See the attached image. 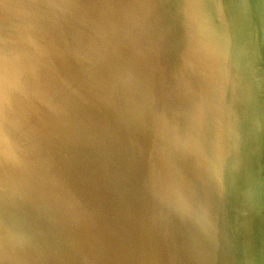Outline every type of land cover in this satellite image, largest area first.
<instances>
[{
  "label": "rangeland",
  "instance_id": "rangeland-1",
  "mask_svg": "<svg viewBox=\"0 0 264 264\" xmlns=\"http://www.w3.org/2000/svg\"><path fill=\"white\" fill-rule=\"evenodd\" d=\"M67 1L0 10V264H264V0Z\"/></svg>",
  "mask_w": 264,
  "mask_h": 264
},
{
  "label": "bare ground",
  "instance_id": "bare-ground-1",
  "mask_svg": "<svg viewBox=\"0 0 264 264\" xmlns=\"http://www.w3.org/2000/svg\"><path fill=\"white\" fill-rule=\"evenodd\" d=\"M193 1H194V0H193ZM14 2H18V0H0V10L3 9L4 11H7V10H10V9H12V8H13V9L16 8L15 11H16V13H17L18 9H17V7H15V5L18 4V3L15 4ZM67 2H68L67 0H61V3H59L60 5H58V6H62L63 8H65V11H66V12H67V7H68V5H70V2H68V3H67ZM64 3H65V4H64ZM63 4H64V5H63ZM194 4H195V2H194ZM31 6H32V7H38V6H40V8H41V7L44 6V5L41 4V5H38V6H37V4H32ZM58 6H57V7H58ZM193 6H195V5H193ZM20 7H21V8H20L19 10H22V6H20ZM89 10H90V8H89ZM15 11H14V12H15ZM21 12H22V11H20V13H21ZM94 12H95V11H94ZM42 13H43V12H42ZM92 13H93V11H92ZM18 14H19V13H18ZM22 14H23V13H22ZM35 14H36V13H35ZM12 15H13V14H12ZM14 15H15V13H14ZM19 15H20V14H19ZM24 15H26V13H25ZM24 15L21 16V17H24ZM89 15H90V14H89ZM15 17H16V16H15ZM18 19H19V16H18ZM23 19H24V18H23ZM16 20H17V19H16ZM197 20L200 22V19H197ZM197 20H196V16H195V21H196V23H197ZM97 24H98V23H97ZM97 24H96V25H97ZM96 25H95V26H96ZM198 25H199V24H198ZM199 26H200V25H199ZM100 28H101V27H100ZM100 28H98V29H100ZM13 29H14V28H13ZM20 29H21V28H20ZM200 30H201V29H200ZM200 30H199V32H200ZM19 31H20V30H19ZM199 32H198L197 34H199ZM200 33H201V32H200ZM5 34H6V33H5ZM5 34H4V36H5ZM201 34H202V33H201ZM2 35H3V33H2ZM31 35H32V34H31ZM36 35H37V34H36ZM202 35H203V34H202ZM6 36L9 37V40L12 39V38H14V37L10 38V34H8V35L6 34ZM6 36H5V37H6ZM32 36L35 37V35H32ZM8 37H6V39H8ZM15 37H16V36H15ZM72 37H73V36H72ZM1 38H2V37H1ZM39 38H40V37H39ZM39 38H38V39H39ZM2 39H3V42H4V38H2ZM6 39H5V41H6L5 43H7V42L9 43V41H7ZM18 39H19V38H18ZM29 39H30V38H29ZM33 39H34V38H33ZM201 39H202V38H201ZM201 39H198V40H201ZM15 40H16V39H15ZM19 40H21V39H19ZM22 40H24V39L22 38ZM22 40H21V41H22ZM46 40H47V39H46ZM13 41H14V40H13ZM16 41L18 42V40H16ZM21 41H20V42H21ZM26 41H27V43L29 42L28 40H26ZM43 41H44V40H43ZM14 42H15V41H14ZM14 42H13V43H14ZM17 42H16V43H17ZM22 42H23V41H22ZM24 42H25V40H24ZM202 42H203V41H202ZM8 43H7V44H8ZM10 43L13 45V43H12L11 41H10ZM29 43H30L29 45H31V44H32V45H31L30 48H27V49H31V48L33 49L32 46H35V45H33L34 43H31V42H29ZM40 43H41V42H40ZM196 43H197V42H196ZM0 44H4V43H0ZM18 44H19V43H18ZM23 44H24V47H25V46L28 47L27 45H25L26 42L23 43ZM23 44H22V45L20 44L21 46L19 45V48H20V47L24 48V47H23ZM43 44H44V43H43ZM43 44H42V45H43ZM8 45H10V44H8ZM44 45H45V44H44ZM44 45H43V48L45 47ZM6 46H7V45H6ZM17 46H18V45H17ZM37 46H38V45H37ZM37 46H36V48H37ZM7 47H8V46H7ZM26 47H25V48H26ZM25 48H24V49H25ZM0 49H2V48H0ZM7 49H8V48H7ZM10 49H11V48H10ZM24 49H21V50H23V51L25 52L26 49H25V50H24ZM32 49H31V50H32ZM37 49H38V48H37ZM37 49H35V50H36V53L38 52ZM46 49H47V48H46ZM2 50H4V49H2ZM2 50H0V52H2ZM12 50H13V49H12ZM12 50H10V51H12ZM15 50H16V49L13 50V51H14V54L18 55V53H17L18 51L16 52ZM33 50H34V49H33ZM8 51H9V49H8ZM13 51H12V52H13ZM28 51H30V50H28ZM28 51H26V54H27ZM5 52L7 53V51H5ZM12 52H11V54H12L11 57H13V53H12ZM15 52H16V53H15ZM9 53H10V52H9ZM9 53H7V55H9L8 57H10V54H9ZM30 53H31V55L33 54L32 51H31ZM34 53H35V51H34ZM36 53L33 54V55H36V56H37L38 54H36ZM24 54H25V53H23V55H22V53H21V56L24 57ZM26 54H25V58H26ZM41 54H42V53H41ZM0 55H1V54H0ZM3 55H4V54H3ZM3 55H2V56H3ZM7 55H6V59H7ZM27 55L30 56L29 54H27ZM33 55L30 56L29 58L32 59V58L34 57ZM2 56H1V57H2ZM4 56H5V55H4ZM18 56H20V54H19ZM15 58H16V57H13L12 59L14 60ZM17 58H18V57H17ZM29 58H28V57L26 58V59H28L27 64H28V62H30V59H29ZM34 58H35V57H34ZM34 58H33V60H34ZM38 58H39V57H38ZM0 59H1V58H0ZM18 59H19V58H18ZM3 60H4V63H5V62H6V61H5V57H3ZM8 60H9V59H8ZM42 60H43V59H42ZM0 61H1V60H0ZM18 61H19L20 63L17 62V59H16V61L14 60V63H12V61H11V63H12V64H16V65H17V63H19V64L21 65L22 63H25V62H26V61H25V62H22V63H21L22 60H18ZM9 62H10V61H9ZM9 62H8V64L11 65V63H9ZM2 63H3V62H2ZM4 63H3V64H4ZM30 63L32 64V62H30ZM30 63H29L28 65H27V64H25V65L23 64V66L21 65L20 68L27 69V68H25V67H26V65L29 66ZM5 64H6V63H5ZM8 64H7V65H3V66H5V67H6V66H9ZM19 64H18V66H20ZM0 65H1V64H0ZM38 65H39V64H38ZM24 66H25V67H24ZM40 66H41V64H40ZM1 67H2V66H1ZM1 67H0V70H1ZM11 67H13V66H11ZM37 67H38V66H36V69H37ZM43 67H44V66H43ZM13 68H16L15 70H17V67H15V65H14ZM18 68H19V67H18ZM28 68H30V67H28ZM34 68H35V67L32 66L33 71H34ZM3 69H4V67L2 68V71H3ZM5 69H6V68H5ZM5 69H4V71H5L6 74H4V72L1 73V71H0V79H1V74H3L2 76H4V75H8V76L11 75V73H10V74H7L8 71H6V70L9 69V68L7 67V69H6V70H5ZM36 69H35V70H36ZM38 69L40 70V69H42V68L40 67V68H38ZM9 70H10V69H9ZM11 70H12V69H11ZM11 70H10V71H11ZM20 70H21V69H20ZM27 70H28V69H27ZM39 70H37L36 73H35V71H34V72L32 71L33 73L31 72L30 74H33L32 76H36V77L38 78V77L40 76V74H39V75H36V74H37V72H39ZM17 71H19V69H18ZM29 71H31V69H29ZM29 71H28V72H29ZM42 71H44V69H42ZM93 71H95V72L97 73L98 69L94 68ZM13 72H14V71H13ZM44 72H45V71H44ZM34 73H35V75H34ZM39 73H41V72H39ZM46 73H47V72H46ZM44 74H45V73H42L41 75H44ZM11 76H12V75H11ZM95 76H96L95 79H96V81H97L99 75H98V76L95 75ZM42 77H43V78H42V81H43L44 76H42ZM99 77H100V76H99ZM2 78H3V77H2ZM22 78H23V77H22ZM33 78H34V77H33ZM40 78H41V77H40ZM9 79H11V78H9ZM7 80H8V79H7ZM40 80H41V79H39V81H40ZM1 81H2V82L4 81L5 84L2 83ZM1 81H0L1 84L7 85V82H8L9 80H8L7 82H5V79H4V80L1 79ZM37 81H38V80H37ZM44 82H45V80H44ZM8 83L10 84L11 82H8ZM34 83L36 84L35 81H34ZM39 83H40V82H39ZM39 83H38V84H39ZM42 83H43V82H42ZM46 83H47V82H46ZM94 83H95V81H94ZM84 84H85V83H84ZM47 85H49V84H47ZM83 86H84V85H83ZM0 87L2 88V86H0ZM4 87H5V86H4ZM93 87H94V86H93ZM95 87H96V86H95ZM28 88H29V87H28ZM88 88H89V90H88ZM42 89H43V88H42ZM49 89H50V88H49ZM84 89L87 90L88 93H91V94H92V93H93V94L95 93V92L93 91L94 88H90V87L87 86L86 84H85V86H84ZM95 89H96V88H95ZM44 90H45V89H44ZM45 92H46V90H45ZM49 92H50V90H49ZM37 93H38V95H39V92H37ZM40 93H41V92H40ZM42 93H43V90H42ZM43 94H44V93H43ZM45 94H46V93H45ZM47 94H48V92H47ZM41 95H42V94H41ZM0 102L2 103L1 99H0ZM81 103H82V102H81ZM31 104H32V102H30V105H31ZM1 105H2V104H1ZM1 105H0V106H1ZM82 105H83V103L80 104V105L78 106V108H76V109H77L76 112L79 113V114H81L80 112L84 111V109H83V110L81 109V108L83 107ZM32 106H33V105H32ZM29 108H30V107H29ZM29 108H28V109H29ZM24 109H25V108H24ZM98 119H99V118H98ZM98 119H97V117H94L93 113H89V115H87L86 118L84 119V121H85V126H90V128H97V129H98V125H99ZM113 123H114V122H113ZM74 126H75V125H74ZM106 155H107V150H106V153H105V150L103 149V151H102L101 153L97 154V155L95 156V158H93V160H95V161L97 160V161H96L97 164H98L99 166H102V165H101V161L104 160V159H106ZM92 157H93V156H92ZM122 160H123V159H122ZM122 160L120 159V161H119V159H115V163H119V164H121ZM98 165H97V166H98ZM116 165H117V164H116ZM85 178H86V177H85ZM89 181H90V183H91L90 177H89ZM110 181H113V179L110 180ZM108 182H109V181H108ZM92 183H93V184L91 185V186H92V190H93V192H95V194H96V192H99V191L103 190V188H105V187L103 186L102 183L99 184V186H98L97 184H94V182H92ZM109 183H110V182H109ZM104 191H105V190H104ZM98 194H99V193H98ZM98 194H97V195H98ZM9 207H10V206H9ZM14 207H15V206H14ZM15 210H16V209H15ZM27 218H28V216H27ZM30 232H31V231H30ZM39 236H41V235H39ZM0 237H1V236H0ZM5 237H6V236H5ZM2 246L4 247V245H2ZM46 247H47V246H46ZM0 249H2L1 245H0ZM6 249H8V248H6ZM2 251H3V250H2ZM6 251H8V250H6ZM6 251H5V252H6ZM48 253H49V252H48ZM41 255H42V254H41ZM45 260H46V259H45ZM53 263H54V262H53ZM42 264H43V262H42Z\"/></svg>",
  "mask_w": 264,
  "mask_h": 264
},
{
  "label": "water",
  "instance_id": "water-1",
  "mask_svg": "<svg viewBox=\"0 0 264 264\" xmlns=\"http://www.w3.org/2000/svg\"><path fill=\"white\" fill-rule=\"evenodd\" d=\"M248 25H250V22L248 23ZM259 32H261V31H259ZM259 32H258V34L256 33L255 36L258 37V36H259ZM260 35H261V34H260ZM253 37H254V34L252 33V38H253ZM253 40H254V39H253ZM259 62H260V60H259Z\"/></svg>",
  "mask_w": 264,
  "mask_h": 264
}]
</instances>
